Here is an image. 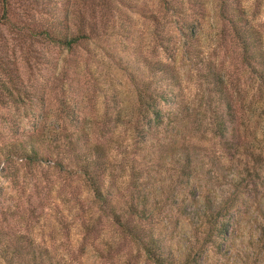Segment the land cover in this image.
Listing matches in <instances>:
<instances>
[{
    "label": "rangeland",
    "instance_id": "obj_1",
    "mask_svg": "<svg viewBox=\"0 0 264 264\" xmlns=\"http://www.w3.org/2000/svg\"><path fill=\"white\" fill-rule=\"evenodd\" d=\"M238 12L264 49V0H7L4 6L0 0V252L22 234L39 247L42 264H153L95 207L80 175L11 155L14 140L31 135L61 141L79 131L92 140L107 138L118 150L116 161L133 155L135 166L144 168L134 188L127 168L116 171L111 200L120 205L130 192L146 198L154 228H175L176 238L185 236L202 194L229 209L226 244L219 251L206 245L200 264H264V235L256 227L264 173L254 174V162L245 152H256L264 133L261 114L250 111V102L259 97L257 80L239 60L229 21ZM81 22L91 31L70 47L34 33L61 24L74 31ZM183 24L187 29H180ZM169 51L181 89L177 106L168 108L179 115L188 104L194 117L158 125L157 135L180 143L190 134L187 142L196 146L192 160L199 165L191 185L194 198L191 186L175 184L173 153L146 155L145 148L134 145H139L138 136L126 122L135 95L127 66L144 69L145 59L168 60ZM197 54L219 63L231 84L234 116L224 138L208 131L213 111H200L206 93ZM173 193L177 202L184 197L182 213L167 206Z\"/></svg>",
    "mask_w": 264,
    "mask_h": 264
},
{
    "label": "trees",
    "instance_id": "obj_2",
    "mask_svg": "<svg viewBox=\"0 0 264 264\" xmlns=\"http://www.w3.org/2000/svg\"><path fill=\"white\" fill-rule=\"evenodd\" d=\"M1 1L4 6L7 0ZM221 11H223V8ZM64 17L65 22L68 23V15L65 14ZM150 17L153 20L156 19L152 14ZM234 17L229 18V21L232 26L233 38L239 45V60L257 80L255 89L259 97L257 102H250L252 107L250 111H252V114H255L256 111L257 115L261 114L262 122L260 126L264 133V49L260 37L256 34L254 28L247 23L246 19L242 17L241 12L236 13ZM184 28L187 29V26L184 24L180 26V29L183 30ZM36 29H39V31L34 32L35 34L40 32L49 40L65 47H70L73 43H77L79 39L88 37V33L91 31L90 26L86 27L82 22L74 31H68L64 24H61V26L38 27ZM180 33H183V31H180ZM197 55L196 62L199 66V72L197 73L203 83V86H200H202L203 92L206 93L204 98L199 101L200 111H213L211 120L208 122V131L211 136L224 138L228 128L227 123L234 116L232 113V93L229 89L231 84H228V79L224 76L219 63L209 56ZM167 57L168 60L145 59L144 69L137 66H127V73L133 82L135 95L134 104L126 122L130 124L135 135L138 136V140L135 142H139V145H134L137 148H145L146 155L152 152H158L159 154L165 151L173 153L170 158L174 162L171 169L173 168L172 170L175 173V184L178 187L186 188L192 185V179L197 176L199 167L192 160V148H196V146H191L187 142L190 134H186V137L184 136L180 143H174L175 141H171L172 138L167 141L164 135L162 137L157 135L158 131L162 129L157 128L158 125L173 124V122L185 119L188 117L187 115L192 114V108L188 110V104H184V112L186 111V113L182 112L179 115H176L177 112L171 114L173 108H171L172 110L168 108L171 105L177 106V97L181 87L179 74L172 63L174 59L173 51H169ZM13 76L10 73L8 78L12 85L15 82ZM163 104L166 105L165 108ZM119 107L121 106H118L116 117L120 113ZM191 117L194 116L191 115ZM105 140L89 139L86 134L79 131L69 132L64 135L61 141L53 137L41 140L37 137L32 138L29 135V137L14 140L11 143V145H14L11 155L15 153V157L26 161L44 162L68 174L76 173L80 175L91 192V201L95 207L108 216L125 235L137 242L153 264H200V256L206 249V245H211L215 251H219V247L226 244L229 218L228 215H225L229 209L219 200H211L207 194H202L196 204L197 208L193 214L195 223L187 232H183L186 233L185 236H179V238H176L175 233L177 230L175 228H170L167 232V230L163 231L160 226L158 229L153 227L152 217L154 211L151 204L146 202V198L138 196V193L130 192L120 205L111 200L116 171L127 168L130 174L129 185L134 188L138 187L136 182L144 168L135 166L133 155L128 159L124 155L126 160L120 155L118 161H116L115 155L118 154V150L111 149L108 145L109 140L107 141V138ZM117 146L120 145L117 144ZM132 152L135 153L136 150ZM245 152L249 157L251 156L250 160L254 162V174L260 171L264 173V144L258 145L256 152L251 150H245ZM5 154L9 155V152ZM191 187L193 188L192 193L190 192L191 197L194 198L196 188ZM175 194L173 193L172 202L168 201L167 206L173 207L175 211L177 209L179 214L183 211L184 197L180 196L177 202ZM179 204L182 208H178ZM258 214L256 227L259 229L260 234L264 235V199L263 205L258 208ZM14 241L6 243L2 247L0 264H42L44 258L41 250L37 245L31 243V239L20 234ZM22 241H25L24 244H20ZM177 242L182 244V250L179 254L175 249ZM180 244L179 249H181ZM43 264H45V260Z\"/></svg>",
    "mask_w": 264,
    "mask_h": 264
}]
</instances>
